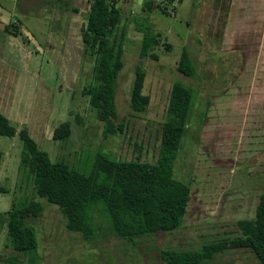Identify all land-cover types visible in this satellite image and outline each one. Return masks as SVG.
I'll use <instances>...</instances> for the list:
<instances>
[{
	"label": "rangeland",
	"instance_id": "374dc122",
	"mask_svg": "<svg viewBox=\"0 0 264 264\" xmlns=\"http://www.w3.org/2000/svg\"><path fill=\"white\" fill-rule=\"evenodd\" d=\"M228 1L181 0L173 9L168 1L155 0L157 6L146 20L136 0L127 5L119 2L111 41L114 47L121 41L122 67L114 84V103L124 129L106 137L87 95L81 92L90 82L92 66V58L82 51L80 31L87 4L73 16V1L61 0L60 10L53 13L55 17L52 15L46 28L49 19L42 13L45 8L28 9L25 1H19L20 7L13 14L21 28L38 46L51 31L50 40L56 48L41 54L33 42L28 44L21 36L5 39L1 34L0 52L11 48L14 57L0 56V112L7 114L15 133L26 126L51 161L63 159L81 172L87 170L97 150L119 159L154 162L169 88L173 80H179L192 90L193 98L173 162V177L188 184L189 195L177 229L156 232L135 243L109 234L83 241L78 233L64 227L55 205L39 199L41 214L27 220L37 235L34 261L28 262L29 256L7 245L5 227L0 224V264H7L13 256L20 261L16 264H166L159 251L193 250L232 237L237 234L236 221L253 216L257 198L264 194V43L258 31L262 25L255 26L259 18L248 15L242 17L240 26L225 33ZM9 2L0 0L3 16L9 14ZM55 19L56 24L59 21L57 33ZM9 23L18 25L13 18ZM146 31L155 38L149 53L156 58L140 55ZM24 47L31 55L26 66L16 62L17 55L20 61L21 53L28 54ZM44 48L45 44L41 50ZM182 49L188 51L194 64L192 77L176 69ZM7 63L13 68L8 70ZM136 66L144 71L142 92L148 96L145 111L138 113L129 106ZM64 120L70 122L68 138L64 142L52 140L53 127ZM20 150L16 135H0V185L6 190L0 192V213L12 202L32 196L29 181L17 168ZM200 264L260 263L248 249L235 248Z\"/></svg>",
	"mask_w": 264,
	"mask_h": 264
},
{
	"label": "trees",
	"instance_id": "16d2710c",
	"mask_svg": "<svg viewBox=\"0 0 264 264\" xmlns=\"http://www.w3.org/2000/svg\"><path fill=\"white\" fill-rule=\"evenodd\" d=\"M172 3L173 0H165ZM118 0H94L88 10L82 31V51L92 58L90 82L82 87L96 119L102 125V136L121 133L123 121H119L114 103V84L122 67L121 41L116 47L111 41L113 29L119 17ZM153 0H142L141 10L151 13ZM13 28L11 30L10 28ZM144 29L148 26L144 24ZM3 30L20 36L13 23ZM23 39V38H21ZM24 40V39H23ZM155 38L148 31L143 33L140 55H149ZM178 72L192 77L194 64L187 50L182 49L176 64ZM144 71L134 69L130 88L129 106L133 112H144L148 96L142 92ZM192 90L173 80L160 123L157 157L154 162L135 159H119L108 152L97 150L86 171H78L63 159L51 161L30 136L26 126L15 133L16 127L0 113V135H16L21 142L17 168L30 183L32 196L0 213V224L5 227L6 243L13 251L29 256L32 263L38 246L37 235L28 219L39 216L43 204L39 199L53 204L64 221V227L90 242L109 234L128 243L161 231L177 229L183 220L189 195L188 184L173 177V162L188 123ZM70 122H58L51 139L64 142L70 134ZM0 152V162H1ZM0 185V192H5ZM101 220V221H100ZM237 234L221 240L202 244L193 250H161L159 257L166 264H200L210 261L225 249H248L264 264V194H260L251 218L236 221ZM20 263L16 256L7 264Z\"/></svg>",
	"mask_w": 264,
	"mask_h": 264
},
{
	"label": "crops",
	"instance_id": "0c3cea01",
	"mask_svg": "<svg viewBox=\"0 0 264 264\" xmlns=\"http://www.w3.org/2000/svg\"><path fill=\"white\" fill-rule=\"evenodd\" d=\"M6 1H10L9 2L10 3L9 8L6 7V10H9V14L8 15L5 14L3 16L2 14H4V13H1L0 12V25H1V28H0V39H1V41H2V39H4V37L1 38V34L2 35L5 34V39H7L9 37L16 39V37H19V36H13L11 34H8V33H6L3 30L4 25L5 24H8L9 23V19L13 18V22L15 21V22L18 23V25L16 23L15 24L13 23L14 24V27H15V30L19 32L20 36L23 39H25V40L28 41L27 42L28 44L33 42L32 44L34 45L35 50L37 52H40L41 54H43L45 51H52V52H54L56 46L50 40V36H51L50 33H51V31H49V33H48L47 40L44 41V44H45V47L46 48H44L45 50L43 51V50H41V47H43L44 44L42 46L40 45L41 46L40 47L36 43H34L35 40L33 38H31L32 36L27 31H25L23 28H21L20 23H19V20L15 18L13 12H17V9H19L20 4H21V3H19V1L20 2L25 1L27 3V6L29 7L28 9H30L32 7L33 8H38V7L45 8L43 10L44 12H42V13H44V14L47 13L46 18L49 19V20L47 22L46 28H49L50 18L52 17V15H53V18H54L55 16H54L53 13H56V12H58V10H60V2H61V0H6ZM71 1H73L74 6H75V7H72V11L74 13L73 16H78L80 14V12L82 11V9H84V4L85 3L87 4V6H86L87 7V10H89L91 8V7L89 8V0H71ZM141 1L142 0H136V3L138 5H140ZM153 1H154L153 4L155 6L156 5L155 4V0H153ZM179 1H181V0H173L172 1L171 4H172V8L173 9H174V7L176 5H178V2ZM119 2H121L122 5L123 4H126L127 5V4L133 3L134 0H118L117 4L115 6L120 7L119 6L120 5ZM235 11H237V14H235ZM251 12H253V13L251 14ZM87 13H88V11H87ZM87 13H86V17H87ZM248 15L249 16H252V18L254 20H256V17L259 18V20H256V22L257 21L258 22L255 24V26H261L262 25L261 30H258V31L261 32L260 40L262 41V43H264V0H245V1L244 0H241V1H238L236 3H235V0H229L228 1V5H227V9L225 11V21H224L225 24H223V26L225 28V31L224 32L228 34L230 31H232L233 28H236V26H240V22H241V20H243L242 17H245V16L248 17ZM144 16H146V15H144ZM56 20L57 19H55V24L57 22ZM82 23H83V25H85V20ZM15 25H17V27ZM57 25L59 26V21H58V23L54 27L56 29L55 32L58 29V26ZM83 29H84V26H83ZM9 41L12 43V40L11 39ZM46 43H47V46H46ZM10 45H12V44H10ZM26 48L27 47H24V49L26 51H28V54L21 53L22 54V60L19 61L18 56H20V54L17 55L16 62H18V65L26 66V64L29 63V58L31 57V55H29L30 52ZM10 50H11V48H6L4 52H2V51L0 52V56L1 57H5V58H8L9 56L10 57H14L9 52ZM25 58H26V60H25ZM14 59H13V63L15 62ZM17 59H18V61H17ZM49 60L46 59V63H49ZM7 66L9 68L8 70H10L11 68H13V66H10L9 63H7ZM8 72H10V71H8ZM3 115H6L7 116V114H3Z\"/></svg>",
	"mask_w": 264,
	"mask_h": 264
},
{
	"label": "water",
	"instance_id": "95a60500",
	"mask_svg": "<svg viewBox=\"0 0 264 264\" xmlns=\"http://www.w3.org/2000/svg\"><path fill=\"white\" fill-rule=\"evenodd\" d=\"M94 0H89V8L91 7L92 3H93ZM83 23H81L80 25V30L82 31L83 30Z\"/></svg>",
	"mask_w": 264,
	"mask_h": 264
}]
</instances>
